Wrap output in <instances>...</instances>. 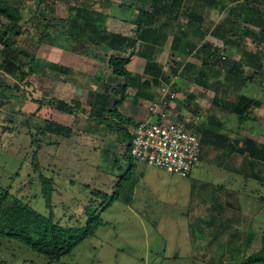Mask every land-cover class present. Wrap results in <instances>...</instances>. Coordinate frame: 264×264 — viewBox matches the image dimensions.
<instances>
[{"label": "rangeland", "instance_id": "obj_1", "mask_svg": "<svg viewBox=\"0 0 264 264\" xmlns=\"http://www.w3.org/2000/svg\"><path fill=\"white\" fill-rule=\"evenodd\" d=\"M10 2L19 4L23 18L16 30L0 15V185L41 211L48 212L41 176L47 175L54 178L52 204L56 206L58 215L65 216L64 220L72 215L83 217L84 207L94 197L91 189L106 191L107 198L114 192L113 183L109 187H105L104 183L100 185V181L94 185L90 183V178L101 175L100 180L108 177L114 180L121 173L115 162L126 164L132 160V156L127 154L130 137L121 132L119 126L115 125L109 131L113 133H109L114 137L113 140L105 142L103 138L85 133L79 125L82 122L80 118L95 114L93 110L96 107L90 100L91 94L103 91L105 78L114 73L108 63L112 51L105 52L100 48L101 45L94 46L92 39L95 35L110 32L133 36L136 26L121 19L122 11L118 4L131 5L135 10L139 7L148 9L150 4L145 3V0ZM251 2L264 10V0ZM85 5L96 8L87 9V16L89 10H95L94 15L99 18L94 28L85 22ZM106 10L110 13L104 16ZM136 14L133 10L131 19H135ZM210 15L214 18L203 23V28L208 32L205 40L217 44L225 51L227 58L224 62L205 63L204 58L192 62L188 60V50H172L173 47L167 48L168 44L161 49L156 61L165 72L163 79H171L163 83L174 81L179 96L193 94L197 97V103H194L196 107L190 108L193 119H197L188 128L199 132L202 123L214 114L223 125H229L228 128L234 126L238 130L239 118L236 113L229 111L230 103L236 102L243 93L264 101L263 42L253 40V35L245 37L229 29L226 24L227 12L212 11ZM172 22L167 31H170L169 39L173 41L176 23H186L187 18L181 13ZM242 27L246 28L245 25ZM75 29L82 30L87 35L86 40L92 36L88 45L95 48L89 54L98 48L105 60L72 51L76 40L71 32ZM16 31L19 33L16 34ZM11 36L17 39L18 47L29 51L28 56L6 58L5 41ZM256 53L260 57L253 55ZM125 55L129 56L128 53ZM136 55H130L127 66L129 70L141 73L146 68L147 60ZM32 56H35L33 70L30 66ZM78 56H86L91 60L83 66H75L77 68L70 73H61L52 68V64L78 60ZM251 61L261 66L251 65ZM8 62L15 64L14 74L3 64ZM227 64L233 67L232 72L237 66L241 70L240 75L251 76L252 82L242 91L241 83L229 80L230 69ZM59 76L65 82L73 79L88 82L89 88L79 85V92L68 86L57 91L72 106L76 105L75 101L81 103V107L75 108L80 115H66L50 102L52 98L58 97L54 98L47 88L54 87L57 84L54 77ZM91 83L96 85L91 86ZM214 97L220 98L218 104L213 101ZM178 99H175V104H179ZM113 107L114 103L106 104V107L101 108L104 110L101 115L112 118L109 109ZM178 110H181L180 106L174 114L178 115ZM248 114L262 118L264 125V102L263 112L261 108L252 106ZM47 120L60 124L65 122L66 125L69 123L67 126L72 131L65 138L43 136L46 140L38 148L37 144L32 143L31 134L44 128ZM55 141L60 143L53 144ZM99 148L102 150L98 151ZM208 148H205V154L198 165L185 177L138 161L136 164L141 179L135 186L132 202L126 204L115 201L108 208L100 210L106 224L101 225L93 236L81 242L59 262L47 263L45 256L12 240L4 244L8 246L7 253L0 249V264H263L251 262L250 259L264 245V184L247 179L235 170L233 166L240 167L242 164L239 159L243 158L241 154L221 160L219 155L223 154V149L218 150L216 146ZM106 149L113 154L104 152ZM115 155L121 160L117 161ZM35 163L38 164L37 168ZM101 201L102 196L96 203ZM249 237L252 238L251 245Z\"/></svg>", "mask_w": 264, "mask_h": 264}, {"label": "trees", "instance_id": "obj_2", "mask_svg": "<svg viewBox=\"0 0 264 264\" xmlns=\"http://www.w3.org/2000/svg\"><path fill=\"white\" fill-rule=\"evenodd\" d=\"M251 1L252 0H145V3L150 4V8L146 9L144 7H139L137 10L131 5L120 3L118 7L122 11L121 19L127 22L130 21L136 26L134 35H124L123 33L114 32L101 34V36L98 34L92 39V44L96 47L101 45L100 48L105 52L112 51L108 56V63L112 67L113 72L129 80L127 84L123 86L122 90L124 92H126L127 86L134 85L138 87V92L141 93V96L143 93L144 95H148L145 94V91L141 92L144 86L149 85L150 87H158L164 81L169 82L171 80L163 79L165 72H163L162 66L156 59L161 49L169 43L171 35L168 34L170 32L167 31L168 27L173 23L172 21L175 22L176 18L179 17L181 13L187 18V22L176 23L177 26L173 32L174 40L171 41L170 47L182 49L184 52H186V48H189V53L196 49L199 43L204 41L208 34L207 29L203 28V23L208 19L214 18L213 16L211 18L210 15L212 11H218V13L223 11L227 12L226 24L229 25V29H232L235 34H242L245 37L253 35V40H258L257 42L259 43L263 42L262 45L264 47V10H261ZM199 5L202 7H198ZM89 8L96 10L95 7L85 5L83 8L86 13L84 18L86 19V24L94 28L99 18L94 15L95 10H89V16H87V9ZM133 10L137 12L135 19H131ZM109 13L110 12L106 10L104 16ZM98 14L101 15V13ZM0 15L5 17L13 28L16 27V30L20 27L19 24L23 15L18 3H11L10 0H0ZM242 25H245L246 28L242 27ZM9 26L7 28H9ZM18 33L19 31H16V34ZM71 35L75 36L74 39L76 40L72 47L74 53L88 55L98 60L99 58L105 60L101 51H98V48L91 54L92 56L89 54L95 48L91 44L88 45V41L92 36H90V38L88 37L89 40H86L87 35L80 29L73 30ZM16 42L17 39L13 38V36L6 39L4 48L6 58H9V56L17 58L20 55L24 57L30 54L27 49L21 46L18 47ZM131 48H133V51L130 52ZM197 49L198 55L205 59V63L209 60L222 63L224 62V60H221L222 56L225 55L227 58L224 50L220 49L218 46H214L210 42H204L202 46ZM126 53H128L129 56L126 57ZM135 54L146 58L147 65L145 74H151L153 77H146L145 74L131 73L127 65L130 63V55ZM253 55L260 57V55L257 56V53ZM34 61L35 56H32L30 59L32 70ZM3 64L14 74V63L8 62ZM251 65L256 67L261 66L252 61ZM227 66L230 69L229 80L238 84L241 83L240 91L252 82L251 76L244 77L239 74L241 70L239 71L237 66L234 68L235 70L233 72L231 64H227ZM54 67L61 73H70L73 70L71 67L59 63L54 64ZM176 71L177 70H175V72ZM141 85L143 87H141ZM150 97H153V95L151 94ZM40 102L44 103L43 100H40ZM50 102L57 110L66 114H74L77 111L75 108L81 107L79 101H75L76 105L74 106H72L71 102L69 103L67 100L60 98H52ZM263 102V99L240 94L236 102L230 103L231 106L229 105V111L236 113L239 118L237 134H240L242 129L241 126L249 120V109L252 106H259ZM117 103L118 102L115 103L113 108L109 109V115L112 116V120L115 121L109 123V125L119 126L121 132H124L131 138L132 133L124 126L125 124L131 123V121L129 118L122 115L118 109ZM94 112L96 117L99 118L101 111ZM215 117L216 116H210L209 122L211 123L204 122L202 124L203 126L198 129L203 145H214L221 148V150L223 149L225 152L226 150H237L247 157H251V173L245 176L247 179L251 178L258 180L264 184V143L259 144L253 138H243V142L241 139H237L238 141L233 142L224 127L225 125L219 121V118ZM44 126L45 127L41 128L37 133L31 134L32 143L37 144L38 148H41L43 142L46 140L43 136L55 135L65 138L72 131V128L66 124H60L52 120H47ZM59 143L58 141H55V143L53 142V144L56 145ZM47 144H52V142H47ZM129 147L130 144L127 148V151L129 150L130 152ZM107 151L112 153L111 150L108 149L104 152ZM115 156L117 161L121 160L119 156ZM131 159L132 160L126 164L120 162L122 165L115 162L116 168H120L121 170H119L121 173L118 174L114 180H111L109 177L105 180H100L99 177L101 175L99 177L94 175L90 178L92 180L90 183L94 185H97L99 183L98 181L101 182L100 185L102 186L104 183L105 187H109L113 183L114 192L110 198H107L106 191L100 190L97 192V188L91 189V193L94 197L91 203L86 204L84 207L83 217L72 215L67 220H64L65 216L58 215L56 206L52 204L55 193L54 178L48 177L47 175L41 176L43 180L42 191L46 206L49 210L48 212L41 211L24 201L23 198L12 193L8 188L0 185V249L7 253L6 250H8V246L4 245L5 242L15 240L45 256L47 263L59 262L63 257L71 254L81 242L93 236L101 225L106 224L101 218V214L99 213L100 210L108 208L115 201H122L126 204L132 202L135 186L138 184V177L136 175V163L138 161L133 157H131ZM35 164L37 168L38 164ZM258 167L260 170H257ZM127 185L128 188H126ZM100 196H102V201L97 204L96 202L99 200ZM251 243L252 238L249 237V245H251ZM250 260L251 262L264 264V245L260 251L251 256Z\"/></svg>", "mask_w": 264, "mask_h": 264}, {"label": "crops", "instance_id": "obj_3", "mask_svg": "<svg viewBox=\"0 0 264 264\" xmlns=\"http://www.w3.org/2000/svg\"><path fill=\"white\" fill-rule=\"evenodd\" d=\"M171 39H169V43H168V46H167V48H169V49L172 48V47H170V44L172 43ZM202 42L204 43V42H209V41L204 40ZM202 42L199 43L197 48H200L202 46V44H203ZM210 43L213 44L212 42H210ZM213 45L217 46V44H213ZM197 48L194 49L192 53L191 52L187 53V54H189L188 60H190L192 62H195L196 60L200 61V60L203 59V57H201V56L199 57ZM186 49L189 50V48H186ZM172 50H175V48L172 49ZM190 55H193V56H190ZM196 55L198 56V58H196ZM135 57H137V55ZM77 59L78 60H74V61H69L68 60L69 62H67V61L60 62L59 64H63L65 66L71 67L72 69H75L77 67H80V65L83 66V64L86 63L88 60H91V58H88L86 56H80ZM82 59H84V60H82ZM93 59H95V58H93ZM75 64H77V65H75ZM257 64H258V62H257ZM52 65H53L52 68L55 70L54 64H52ZM146 65H147V63H146ZM75 66H77V67H75ZM130 71H131L132 74H141V75L145 74V68H144L143 72H141V73L138 72V71H132V70H130ZM145 76L146 77H153L151 74H145ZM55 79H57L58 82ZM54 81L57 84L54 85V87L48 86V88H47V89H49L50 93L52 92L51 95L54 98L55 97H58V98H61V99L63 98V96H61L59 94V92H57L58 89L61 88V87L63 88L65 86H68L69 88H71L75 92H79V90H80V86L79 85H82L83 88H89L88 82H85L84 80H80V82H79V81L73 79V80H69V81L65 82L64 80L62 81L60 79V76H59L58 78L54 77ZM128 81L129 80H127V78H125L123 76H118L115 73L109 74V76L106 77L104 82H103L104 83L103 86H102L103 87V91H101V92H99V91L98 92H93L91 94L90 100L92 102H94L95 107H96L93 111H101V112H100L99 118L96 117L95 114L93 116H92V114H90L91 117L88 116L85 119L80 118V119H82V122L80 121L79 125H80V127L83 128V131L85 133L93 134V135H95L97 137L103 138L105 142H107L109 139L113 140L114 137L109 134V133H111L109 131L114 129V127L109 125V123H112V122H115V121L112 120V118L103 117L101 115V113L104 111L103 109L101 110V108L102 107H106L107 102H108V104L110 103L111 105H113V103H114V106H115V103L118 102L117 106H118L119 111L122 113V115L124 117L129 118V120L131 121V123H129L127 125L126 124L124 125L126 127V129L130 133H132V130H133L134 126L139 121L146 120V119H149V118H151V119L154 118V117L151 116V113L149 111V105L155 98H157L159 96V94H160V86L157 88L155 86H151L150 87L149 85H147V86L143 87L141 85V87H143L141 92L145 91L146 92L145 94H148V95H144V93H143L142 96H141V93L138 92V87L134 86V85L127 86L126 92H124L122 90L124 84H127ZM90 85L93 86V85H96V84L95 83H91ZM151 94L153 95V97H150ZM246 95L252 96L250 94H246ZM190 97H193V99H191ZM252 97H254V96H252ZM196 99H197V97L194 96L193 94H188L187 97L180 96L179 99H178V103L179 104H175L174 103L175 107L173 109L176 110L178 108V106H180L181 110H178L179 114L178 115L174 114L172 119L181 121L185 117V115H193V112H191L190 108L191 107H196L194 105V103H197ZM219 100H220V98H215V97L213 98V101L216 104L219 103ZM257 107L261 108V110L263 112V103L261 105L257 106ZM75 114L80 115L81 113L79 112V113H75ZM66 115H68V114H66ZM69 115H71V114H69ZM210 116H215V115L211 114ZM215 118H217V117H215ZM194 119H197V118L195 117ZM207 122H209V120ZM61 123H63V122H61ZM196 123H197V120H196ZM209 123H211V122H209ZM67 125H69V123ZM228 127H229V125H227V126L225 125L226 131H227L228 135L232 138L233 142L238 141L237 139H241V141L243 142V138H253L259 144H263V120H262V118L258 119L254 115H250L249 114V120L247 122H245L241 126L242 129L240 131V134L239 133L237 134V130L233 128L234 126H231L230 128H228ZM111 134H113V133H111ZM130 142H131V138L128 141V145L130 144ZM128 145H127V148H128ZM208 147L213 148L215 146L214 145H206V146H204L203 147L202 157L205 154V148L209 149ZM100 150H102V149L99 148L98 151H100ZM218 150H219V148H218ZM238 153H239V155L241 154V156H243V158H239L240 159V163L242 162L243 165L241 164L240 167L233 166L232 164H234V162L233 163L231 162L232 163L231 165L241 175L245 176L246 174H250L251 173V168H252V166L250 164L251 157H247L246 155H244L241 152H238L237 150H232V151L226 150V152L223 151V154L219 155V158L221 160H225V157H227V156L230 157V156L238 154ZM127 154H130L129 150L127 151ZM245 162L248 163V166H247V164ZM229 164H230V162H229ZM138 171L139 170L136 169V175L138 177V180H140L141 177H140V173Z\"/></svg>", "mask_w": 264, "mask_h": 264}, {"label": "built area", "instance_id": "obj_4", "mask_svg": "<svg viewBox=\"0 0 264 264\" xmlns=\"http://www.w3.org/2000/svg\"><path fill=\"white\" fill-rule=\"evenodd\" d=\"M226 56H222L224 60ZM179 92L171 83L160 85V94L149 105L151 118L139 121L132 130L130 154L137 161L188 176L198 165L203 153L201 135L188 125L192 115L173 120L175 99Z\"/></svg>", "mask_w": 264, "mask_h": 264}]
</instances>
